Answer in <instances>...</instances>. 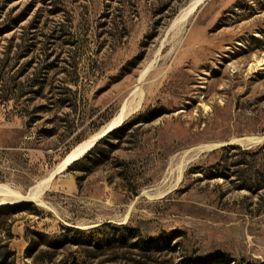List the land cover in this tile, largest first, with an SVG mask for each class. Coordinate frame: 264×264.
Wrapping results in <instances>:
<instances>
[{
  "label": "rangeland",
  "instance_id": "374dc122",
  "mask_svg": "<svg viewBox=\"0 0 264 264\" xmlns=\"http://www.w3.org/2000/svg\"><path fill=\"white\" fill-rule=\"evenodd\" d=\"M188 1L0 0V183L14 190L135 105L151 63L120 123L142 114L140 125L54 175L44 206L0 207L6 264H264V190L236 180L264 163L240 154L264 144V0H204L179 42L168 26ZM32 77L37 92L6 99ZM246 136L260 139L230 143ZM209 144L155 196L183 152ZM104 223L99 246L66 230ZM32 231L66 242L52 249Z\"/></svg>",
  "mask_w": 264,
  "mask_h": 264
},
{
  "label": "bare ground",
  "instance_id": "6f19581e",
  "mask_svg": "<svg viewBox=\"0 0 264 264\" xmlns=\"http://www.w3.org/2000/svg\"><path fill=\"white\" fill-rule=\"evenodd\" d=\"M204 0H189L184 6H182L179 11L173 16L169 26L168 30L176 29L175 34L178 35V40L182 37H179V34L182 35L184 33V30L186 29L188 23L191 22L190 16L193 14V12L197 9V7L203 2ZM172 31V30H171ZM182 33V34H181ZM176 36V35H175ZM180 42V40H179ZM151 63H149L138 77V83L133 90V94H137L138 99L137 101H133L135 105H138L141 101V95L142 90L140 89V81L143 78L144 74H146L147 69L150 67ZM153 66V65H152ZM150 69V68H149ZM148 69V70H149ZM132 96V95H130ZM136 96V95H135ZM131 102V101H130ZM132 104V103H131ZM130 103L127 104L125 102L120 111L117 112V114L112 117L109 122L97 133L93 134L91 137L75 144L70 150L63 156L61 161L56 165L55 168H53L45 177L40 178L35 183L31 184V186L27 189L26 192L22 193L20 191L14 190V188H10V186L0 183V207H15L25 202H35L37 204L44 206V201L42 200V194L44 190L48 187L51 179L59 172H62L66 169V167L76 158H78L81 154H83L85 151L90 149L95 141L102 137L105 133L112 130L114 127L121 123L124 116H126L130 111H132L133 106ZM260 138L255 136H246L241 138H234L233 140H230V143H241L246 144V142L254 143L255 141H258ZM198 146V145H197ZM211 145H203L195 149L194 151L190 152H183V156L178 159L177 163L172 165L175 170V177H173L172 182L168 184L165 188L158 191L155 196H161L166 190L169 191L172 187H174L178 181L181 178V175L183 173L184 166L189 161L188 159L193 158V156H196L198 152L204 149H209ZM188 153V154H186ZM186 154V156L184 155ZM196 158V157H195ZM194 159V158H193ZM188 164V163H187ZM169 189V190H168ZM173 189V188H172ZM51 209V208H50Z\"/></svg>",
  "mask_w": 264,
  "mask_h": 264
},
{
  "label": "trees",
  "instance_id": "16d2710c",
  "mask_svg": "<svg viewBox=\"0 0 264 264\" xmlns=\"http://www.w3.org/2000/svg\"><path fill=\"white\" fill-rule=\"evenodd\" d=\"M42 84V79L36 78V77H32L30 79L26 80V85H27V89H25V87H22V89H20L19 94L18 95H8L9 97H6V99H12V100H16L19 101V99L26 93L29 92H37L38 90H33L32 91V87L36 86L37 89L41 87ZM17 83H15L14 87H16ZM31 90V91H30ZM69 90V89H67ZM5 99V100H6ZM51 100V101H49ZM51 99V97L48 98V102H50V104H53V102L55 103V101ZM57 104H59L60 106L63 104H70V100L67 97H58L56 99ZM40 108H44L40 107ZM143 115L142 114H137L134 117H132L129 120L124 121L122 124H120L119 126H117L115 129L108 131L107 133H105L102 137H100L97 141H95V143L93 144V146L88 149V151L81 156L80 158H76L75 160H73L67 167H66V171H70L73 169L74 166H76L78 163L84 161L85 159H87V157L91 156V155H97V150L99 145L102 143V141H108L109 139L113 138L114 136H123L127 130H129L131 128V126L133 124H141L143 122L142 120ZM34 119V118H32ZM239 149L238 146L236 145H225V146H221L220 149L223 151H229L231 149ZM264 150V144H262L261 146L257 147L255 150H250V149H242L241 151V155L244 157L245 155H255L257 153H260L261 156H264V153H262ZM264 159V158H263ZM210 174V173H209ZM236 180L239 181L238 185L241 186L242 188H246L247 190L251 191V192H258L260 190H264V163L262 164V169L261 170H255V171H250V172H242V175H239L238 177H236ZM136 188L134 187V189L132 190V193H136ZM111 225L109 223H104L101 224L97 227L88 229V230H83V229H74V228H66L67 231H71V232H75L77 234H80L82 236L85 237V242H93V244L95 246H99L102 243V234H103V229L106 227H110ZM32 234L34 236H36L37 238H46L47 241H45L46 246L52 249L58 248L62 243L66 242L65 241V237L63 236L64 234L62 233H56V234H52L49 235L47 233L44 232H40V231H32ZM11 255L13 258L14 253L13 252H7L1 255L0 258V264H6V258ZM13 264V260L11 261ZM65 259H60L57 262H50V264H83L81 262H77V263H65ZM35 262H33L34 264Z\"/></svg>",
  "mask_w": 264,
  "mask_h": 264
},
{
  "label": "water",
  "instance_id": "95a60500",
  "mask_svg": "<svg viewBox=\"0 0 264 264\" xmlns=\"http://www.w3.org/2000/svg\"><path fill=\"white\" fill-rule=\"evenodd\" d=\"M227 144H229V143H227ZM251 144H252L251 142H246L247 146H250Z\"/></svg>",
  "mask_w": 264,
  "mask_h": 264
}]
</instances>
